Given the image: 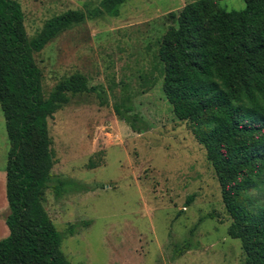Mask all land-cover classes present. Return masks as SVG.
I'll use <instances>...</instances> for the list:
<instances>
[{
  "label": "rangeland",
  "instance_id": "rangeland-1",
  "mask_svg": "<svg viewBox=\"0 0 264 264\" xmlns=\"http://www.w3.org/2000/svg\"><path fill=\"white\" fill-rule=\"evenodd\" d=\"M16 1L31 38L50 17L94 9L101 0ZM191 1L126 0L117 16L86 18L33 54L44 98L59 81L80 72L89 86L100 85L107 100L100 104L94 92L69 94L47 118L53 165L42 205L65 233L60 247L69 264H246L240 240L228 234L232 218L196 126L175 116L162 91L160 41ZM218 3L225 10L244 7L243 0ZM126 96L145 129L134 131L113 111ZM8 148L0 106L2 189ZM59 180L71 185L56 196ZM188 195L193 199L186 204ZM239 200L248 208L263 205L264 186ZM8 213L6 201L0 238L8 234ZM70 225L73 234L67 232Z\"/></svg>",
  "mask_w": 264,
  "mask_h": 264
},
{
  "label": "trees",
  "instance_id": "trees-1",
  "mask_svg": "<svg viewBox=\"0 0 264 264\" xmlns=\"http://www.w3.org/2000/svg\"><path fill=\"white\" fill-rule=\"evenodd\" d=\"M125 1L101 0L94 9L66 10L29 38L19 2L0 0V106L9 142L8 234L0 238V264H69L60 247L65 233L42 205L53 165L47 118L68 102L69 94L94 92L100 104L107 100L100 85L89 86L80 72L59 81L44 98L33 54L86 18L117 16ZM218 2L186 3L177 25L163 35L158 48L162 91L175 116L196 126L232 218L228 234L240 240L245 263L264 264V204L248 208L239 200L242 193L264 186V0H243L239 10H225ZM134 110L129 96L113 104L115 114L134 131L145 129ZM68 185L59 180L55 195ZM192 199L188 195L186 204ZM74 228L70 225L67 232L73 234Z\"/></svg>",
  "mask_w": 264,
  "mask_h": 264
},
{
  "label": "crops",
  "instance_id": "crops-1",
  "mask_svg": "<svg viewBox=\"0 0 264 264\" xmlns=\"http://www.w3.org/2000/svg\"><path fill=\"white\" fill-rule=\"evenodd\" d=\"M4 183H5V181H4ZM4 188H5V186H3V189ZM3 189H2V184H1L0 185V209H2L5 206V204H6V201H4L3 195H2L3 194ZM4 192H5V189H4ZM5 199H6V196H5ZM6 229H7V232H8V228L7 227H6ZM4 233H5V230L1 231L0 235H3Z\"/></svg>",
  "mask_w": 264,
  "mask_h": 264
}]
</instances>
